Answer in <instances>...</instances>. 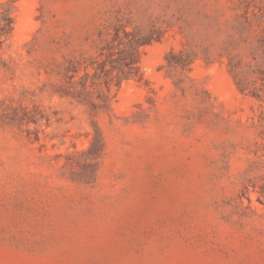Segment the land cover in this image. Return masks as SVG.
Listing matches in <instances>:
<instances>
[{
    "label": "rangeland",
    "instance_id": "rangeland-1",
    "mask_svg": "<svg viewBox=\"0 0 264 264\" xmlns=\"http://www.w3.org/2000/svg\"><path fill=\"white\" fill-rule=\"evenodd\" d=\"M116 17L160 34L142 81L60 96ZM261 28L264 0H0V264H264V102L227 66Z\"/></svg>",
    "mask_w": 264,
    "mask_h": 264
},
{
    "label": "trees",
    "instance_id": "trees-1",
    "mask_svg": "<svg viewBox=\"0 0 264 264\" xmlns=\"http://www.w3.org/2000/svg\"><path fill=\"white\" fill-rule=\"evenodd\" d=\"M119 18L116 17L117 23L104 24L97 31L101 45L94 56L68 61L63 71L65 85L60 89V96L70 97L96 110L108 107L109 89L112 84L119 86L128 79L142 81L143 76L139 68L140 48L153 39L158 40L160 34L154 36L135 28L129 30L126 28L128 20L123 22L124 17ZM242 18L239 23L241 31L248 30L251 20L247 12H244ZM247 44L249 60L245 62L243 57H229L228 70L241 93H249L264 102V71H256L252 64L256 63L258 58L264 61V28H261L253 42L247 41ZM164 59L167 66L181 69H190L193 62V57L188 52H176L174 49H170ZM258 81L259 86L256 85ZM99 150L93 140L88 148L91 158H95Z\"/></svg>",
    "mask_w": 264,
    "mask_h": 264
}]
</instances>
